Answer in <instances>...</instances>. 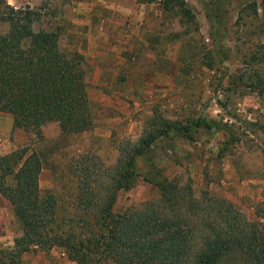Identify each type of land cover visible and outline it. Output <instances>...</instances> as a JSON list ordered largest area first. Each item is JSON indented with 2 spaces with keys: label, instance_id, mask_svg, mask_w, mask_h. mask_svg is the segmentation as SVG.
Here are the masks:
<instances>
[{
  "label": "rangeland",
  "instance_id": "1",
  "mask_svg": "<svg viewBox=\"0 0 264 264\" xmlns=\"http://www.w3.org/2000/svg\"><path fill=\"white\" fill-rule=\"evenodd\" d=\"M260 2L0 0L35 10L39 19L29 30L56 31L59 49L82 57L92 118L91 128L79 134L62 135L55 123L45 124L38 138L14 128L11 116L0 113V157L34 152L41 164L39 192L53 197L61 216L76 212V183L84 168L102 179L115 164L118 145L135 143L148 119L160 116L180 130L157 139L136 159V177L115 194L112 214L157 200L155 184L167 179L189 184L195 196L205 191L226 200L247 221L258 220V208L264 209ZM5 29L0 23V33ZM4 182L13 183L9 176ZM20 234L0 195L3 260ZM5 263L74 264L58 247Z\"/></svg>",
  "mask_w": 264,
  "mask_h": 264
},
{
  "label": "trees",
  "instance_id": "2",
  "mask_svg": "<svg viewBox=\"0 0 264 264\" xmlns=\"http://www.w3.org/2000/svg\"><path fill=\"white\" fill-rule=\"evenodd\" d=\"M260 9L264 29V0ZM38 19L33 9L0 3V23L6 25L0 33V113L11 116L14 128L38 138L48 123L62 135L87 131L92 118L82 57L61 51L56 31L29 30ZM178 130L151 116L135 143L118 145L115 164L102 179L84 168L76 183V212L61 216L53 197L39 192L41 164L34 152L0 157V195L21 230L6 260L58 247L74 264H264L262 208L260 220L247 221L222 198L205 191L195 196L189 184L162 179L155 184L157 200L112 214L115 194L136 177V159L154 141ZM8 176L11 186L4 182Z\"/></svg>",
  "mask_w": 264,
  "mask_h": 264
}]
</instances>
